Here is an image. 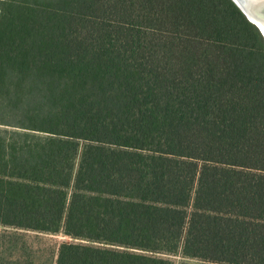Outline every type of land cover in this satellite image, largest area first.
<instances>
[{
	"label": "trees",
	"instance_id": "1",
	"mask_svg": "<svg viewBox=\"0 0 264 264\" xmlns=\"http://www.w3.org/2000/svg\"><path fill=\"white\" fill-rule=\"evenodd\" d=\"M0 227L55 264H264V41L231 0H0Z\"/></svg>",
	"mask_w": 264,
	"mask_h": 264
},
{
	"label": "rangeland",
	"instance_id": "2",
	"mask_svg": "<svg viewBox=\"0 0 264 264\" xmlns=\"http://www.w3.org/2000/svg\"><path fill=\"white\" fill-rule=\"evenodd\" d=\"M70 243L63 234H42L0 227V264H55L60 244ZM178 264L180 257H171Z\"/></svg>",
	"mask_w": 264,
	"mask_h": 264
},
{
	"label": "water",
	"instance_id": "3",
	"mask_svg": "<svg viewBox=\"0 0 264 264\" xmlns=\"http://www.w3.org/2000/svg\"><path fill=\"white\" fill-rule=\"evenodd\" d=\"M231 1L238 8V10L244 15L247 21L259 31L264 41V33L260 28V26L258 25V21L260 20L264 21V15L257 13L255 11V8L251 4H248L244 0H231Z\"/></svg>",
	"mask_w": 264,
	"mask_h": 264
},
{
	"label": "bare ground",
	"instance_id": "4",
	"mask_svg": "<svg viewBox=\"0 0 264 264\" xmlns=\"http://www.w3.org/2000/svg\"><path fill=\"white\" fill-rule=\"evenodd\" d=\"M244 1H246L248 4H251L255 8V11L257 13L264 15V0H244ZM258 25L260 26V28L264 33V21L263 20L258 21Z\"/></svg>",
	"mask_w": 264,
	"mask_h": 264
}]
</instances>
